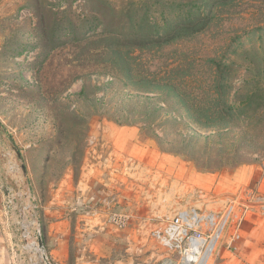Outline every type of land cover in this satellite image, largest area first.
<instances>
[{"label":"rangeland","instance_id":"1","mask_svg":"<svg viewBox=\"0 0 264 264\" xmlns=\"http://www.w3.org/2000/svg\"><path fill=\"white\" fill-rule=\"evenodd\" d=\"M102 163L117 179L110 207L94 194ZM262 170L264 0H0L2 207L16 193L0 229L11 264H30L18 253L38 228L21 241L15 221L62 205L75 264H162L175 252L154 230L181 209L248 200ZM235 219L205 264H245L227 252Z\"/></svg>","mask_w":264,"mask_h":264},{"label":"crops","instance_id":"2","mask_svg":"<svg viewBox=\"0 0 264 264\" xmlns=\"http://www.w3.org/2000/svg\"><path fill=\"white\" fill-rule=\"evenodd\" d=\"M102 165L106 164L102 163L95 167L94 179L100 182V186L97 185L96 182L93 183L96 191L94 194L102 199H107L105 202L110 207L111 203L114 205L115 202H119L117 200L119 193L117 194L113 190L116 188L115 183L117 179L113 177V173L112 175L109 174L112 172L111 170H109L110 172L105 170V167ZM104 171H106L107 174H103ZM99 190L100 192H98ZM249 191H251L248 192L250 198L248 200L243 199L242 202H244V204L241 203L234 214L236 216V221L234 223L233 232L236 229L239 237L233 241L232 250L227 252L229 254L228 256L232 258L237 256L245 264H264V170H262L259 176L258 174L255 176V182H253ZM107 194H114V197L109 200L108 197H106ZM87 196L85 198H87ZM235 199L238 200L237 197ZM37 201L39 202L38 206H40V200L37 199ZM67 210L68 208L66 205L52 207L44 206V209L38 210V228L49 264H75V262H79L78 254L80 250L77 244L73 242L75 231L72 229V225L74 222L72 223L71 220L68 219L70 216H66L65 212ZM234 215H232V217ZM3 216L4 209L0 203V224L4 222ZM77 218L78 217L75 216V220ZM75 227L76 225L74 228ZM2 228H4V226H2ZM1 230H4V232L2 233ZM231 234L227 239V243L231 238ZM8 239L9 237L5 229H0V264H11L8 255L13 248V244H11V240ZM33 240L35 243L36 236L33 237Z\"/></svg>","mask_w":264,"mask_h":264},{"label":"built area","instance_id":"3","mask_svg":"<svg viewBox=\"0 0 264 264\" xmlns=\"http://www.w3.org/2000/svg\"><path fill=\"white\" fill-rule=\"evenodd\" d=\"M15 196L16 193L6 197L3 207L6 214H15V210L12 208ZM241 203L244 204V202L236 199L229 200L225 203L223 211L202 212L196 208L179 210L168 222L152 233L169 251L175 252V257H167L162 264H200L202 257L206 255L203 262L205 264L209 255L213 253L218 237L221 235L226 222L234 215L233 211L236 205L240 206ZM33 206L35 208L36 205ZM127 218L128 215L123 213L111 214V220L117 226H123L127 222ZM35 225L36 222L31 220L28 223L21 224L15 221V227L20 232L14 235L18 240L22 241L27 236V227H29L28 233H34ZM35 236L34 234L33 237ZM238 237V232L235 229L227 246L233 248L232 243ZM210 244L212 246L208 249ZM21 248L20 254L18 253V259L25 252L32 253L29 258L30 264H39V256H35V254H39V250L34 240L22 245Z\"/></svg>","mask_w":264,"mask_h":264},{"label":"water","instance_id":"4","mask_svg":"<svg viewBox=\"0 0 264 264\" xmlns=\"http://www.w3.org/2000/svg\"><path fill=\"white\" fill-rule=\"evenodd\" d=\"M37 223V226H38V221H36ZM37 234H36V246L43 258V262L45 261V263H48V260H47V257H46V254H45V251H44V248H43V245H42V239H41V235H40V231H39V228H37L36 230ZM49 264V263H48Z\"/></svg>","mask_w":264,"mask_h":264},{"label":"trees","instance_id":"5","mask_svg":"<svg viewBox=\"0 0 264 264\" xmlns=\"http://www.w3.org/2000/svg\"><path fill=\"white\" fill-rule=\"evenodd\" d=\"M198 19L199 20L204 19L205 21H208L209 20V17L202 16V17H199ZM197 30H199V29H197Z\"/></svg>","mask_w":264,"mask_h":264}]
</instances>
